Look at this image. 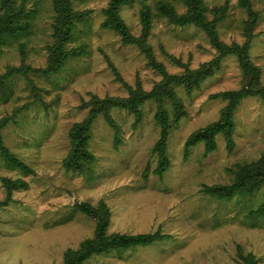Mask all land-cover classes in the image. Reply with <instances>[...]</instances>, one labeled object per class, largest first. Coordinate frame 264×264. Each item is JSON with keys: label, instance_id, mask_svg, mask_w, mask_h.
I'll list each match as a JSON object with an SVG mask.
<instances>
[{"label": "rangeland", "instance_id": "obj_1", "mask_svg": "<svg viewBox=\"0 0 264 264\" xmlns=\"http://www.w3.org/2000/svg\"><path fill=\"white\" fill-rule=\"evenodd\" d=\"M110 1L69 0L79 18L60 56L68 58L52 66L59 17L55 0H11L20 28L0 47L1 133L5 146L31 171L11 166L0 153V264H64L67 250L95 235L97 223L80 204L102 202L110 212L109 235L159 231L170 237L85 264H244L249 254L264 264V217L253 214L264 204V185L252 195L229 199L203 191L232 185L239 166L264 156V101L248 97L238 105L232 149L218 134L214 151L207 152L205 143L186 150L192 134L219 121L227 101L214 96L247 84L236 55L223 57L214 75L191 93L175 87L183 113L175 115L174 106L165 105L169 168L163 174L155 172L162 128L158 104L151 99L141 106L140 121L115 107L109 110L114 128L101 114L88 132L94 161L82 171L67 169L71 134L88 117L94 98L126 99L131 89L148 93L164 80L141 47L125 45L117 32L102 27ZM163 2L179 15L188 11L180 0H129L119 10L137 38L143 35V11H149L146 43L156 65L181 76L217 59L220 53L205 31L160 15ZM203 4L208 20L221 19L220 41L249 44L264 85V0ZM248 9L257 14L253 26ZM5 12L0 0V15ZM5 181L19 185L9 192Z\"/></svg>", "mask_w": 264, "mask_h": 264}, {"label": "trees", "instance_id": "obj_2", "mask_svg": "<svg viewBox=\"0 0 264 264\" xmlns=\"http://www.w3.org/2000/svg\"><path fill=\"white\" fill-rule=\"evenodd\" d=\"M188 6L186 14L179 15L172 4L163 2L158 6L161 16L167 18L169 22L186 26L194 24L206 32L212 44L218 49L220 56L213 61L203 64L196 70H188L181 76L169 75L162 65H156L152 56V49L146 43L151 30V15L146 12L142 14L143 35L140 38L134 37L122 20L119 10L120 7L127 4L129 0H111L108 8L104 11L106 20L102 27L112 29L117 32L125 45H136L148 54L153 65L164 75V80L157 83L152 91L144 92L142 89H131L130 96L126 99H108L99 101L94 98L95 102L88 117L81 123L76 124L71 134L72 151L66 161V167L72 171H82L86 166L94 161V156L88 150L90 141V127L93 122L104 114L110 126L116 128V124L110 116L109 110L112 108H121L136 115L140 121L142 117L141 106L147 100H155L158 104V112L156 120L161 126L162 138L156 146L159 155V164L155 169L157 174H163L169 168V159L167 157V140L168 129L170 128V117L165 105L170 102L174 106L175 115L183 113L182 105L178 99L175 87L183 86L188 93L214 75L220 66V61L228 55H236L243 70L245 79L248 82L240 90L226 91L215 95V98H222L227 101V105L221 111L219 121H216L207 127L192 134L186 142V150L197 145L205 143L207 152H212L216 148V136L222 134L225 136L229 149L233 148V133L235 130L234 114L241 101L248 97H258L264 101V85L261 82V71L258 66L251 61L249 54V44L240 46L236 43L226 44L219 40L217 32V23L221 20L215 18L208 20L206 16L207 8L203 4V0H180ZM11 0H3V6L6 8L4 15H0V47L4 44L7 36H13L20 28L17 22V16L10 7ZM59 17L57 18V27L55 33V43L52 47L54 56L51 59L52 66L63 65L64 60L68 56L60 57L64 52L66 41L74 27V20L78 19L77 14H72L69 7V0H55ZM245 6H249L247 3ZM225 11V10H224ZM252 16L251 25L253 26L257 14L248 9ZM14 13V14H13ZM68 55V54H66ZM52 69V68H51ZM5 122L0 124V153L6 163L11 166H18L24 171H31L29 166L18 159L4 144L1 130L4 128ZM19 184L5 181V186L10 192ZM264 185V156L259 160L250 164L241 165L235 171V179L229 186H205L204 192L218 199H229L234 195L247 196L257 192ZM82 211L97 223L95 235L93 238L84 240L79 248L69 249L64 255V264H85L95 256L105 255L109 252L116 251L118 253L132 250L137 247L151 245L155 242L169 238V235H163L159 231L156 233L127 235L121 233L108 234L110 225V212L105 205L101 203L98 207H94L88 203L80 204ZM255 216L264 217V204L253 212ZM244 264H259L258 260L252 255L243 258Z\"/></svg>", "mask_w": 264, "mask_h": 264}]
</instances>
